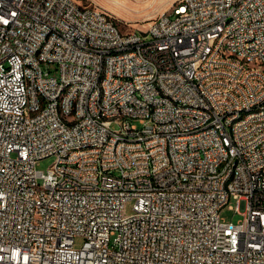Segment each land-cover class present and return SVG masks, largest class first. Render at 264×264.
Returning a JSON list of instances; mask_svg holds the SVG:
<instances>
[{
    "label": "built area",
    "instance_id": "obj_1",
    "mask_svg": "<svg viewBox=\"0 0 264 264\" xmlns=\"http://www.w3.org/2000/svg\"><path fill=\"white\" fill-rule=\"evenodd\" d=\"M255 63L264 0H178L127 33L83 0H0V264H264Z\"/></svg>",
    "mask_w": 264,
    "mask_h": 264
},
{
    "label": "rangeland",
    "instance_id": "obj_2",
    "mask_svg": "<svg viewBox=\"0 0 264 264\" xmlns=\"http://www.w3.org/2000/svg\"><path fill=\"white\" fill-rule=\"evenodd\" d=\"M175 0H83L85 3L96 4L113 17L119 28L124 32L143 31L146 30L150 23L160 14L165 12ZM144 36V35H143ZM44 69L51 71L53 75L57 76L55 66H44ZM138 127L142 124L139 121H133ZM113 129H119V124H113ZM55 163V157H49L41 160L37 169L47 171ZM134 202L130 201L126 207V214L133 213ZM230 205L235 207V202L231 201L229 206L225 207L221 212V217L225 221L234 223L238 222L242 217L236 211L230 210ZM83 240L78 238L76 243L78 246L82 244Z\"/></svg>",
    "mask_w": 264,
    "mask_h": 264
},
{
    "label": "bare ground",
    "instance_id": "obj_3",
    "mask_svg": "<svg viewBox=\"0 0 264 264\" xmlns=\"http://www.w3.org/2000/svg\"><path fill=\"white\" fill-rule=\"evenodd\" d=\"M70 1H79V0H70ZM174 2H178V0H175ZM255 70L264 71V63H255ZM97 110H104V103H97ZM57 119L75 120V113H64V109H57ZM115 122L119 125H128V116L124 114H115ZM234 165H235V156H228L227 166H234ZM152 193H159V186H152Z\"/></svg>",
    "mask_w": 264,
    "mask_h": 264
}]
</instances>
